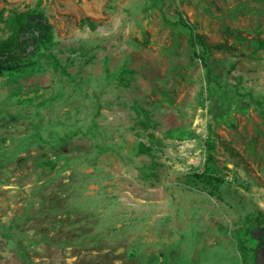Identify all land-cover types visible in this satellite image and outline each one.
Segmentation results:
<instances>
[{
	"label": "rangeland",
	"instance_id": "374dc122",
	"mask_svg": "<svg viewBox=\"0 0 264 264\" xmlns=\"http://www.w3.org/2000/svg\"><path fill=\"white\" fill-rule=\"evenodd\" d=\"M37 3L57 64L30 31L0 57L19 67L0 74V264H264V0L0 11ZM179 12L233 46L211 82Z\"/></svg>",
	"mask_w": 264,
	"mask_h": 264
},
{
	"label": "trees",
	"instance_id": "16d2710c",
	"mask_svg": "<svg viewBox=\"0 0 264 264\" xmlns=\"http://www.w3.org/2000/svg\"><path fill=\"white\" fill-rule=\"evenodd\" d=\"M90 28H94V23L85 19ZM0 22L5 25V28L9 32V36L5 39L0 40V57L5 56L6 54L13 51L19 43V32L21 31H30L32 35L36 33V36H33L34 42L36 44L35 48L39 54L46 60L51 63L57 64V59L55 56L48 50L51 45V25L47 22L46 18L43 15L42 10L37 3L36 7L31 10H26L19 12L15 9L9 11V13L3 17L2 12L0 11ZM177 24L183 27L188 33V43L192 49V54L197 58L204 67L205 79L207 82L213 81L210 75V69L206 62V57L211 54L213 50L227 51L233 49V46L228 44L227 41H222L215 44H209L205 41L202 35L195 33L192 29V26L184 20L182 13H178ZM258 48H264V38L257 41ZM18 66H11L8 63H4L0 60V74L2 72H18ZM30 72L41 71V67L38 65H29ZM210 156L206 160H210ZM214 170L204 169L202 175H197L199 178H210ZM216 171V170H215ZM262 217V215H261ZM257 239V248L264 250V226L261 227L259 233L256 237Z\"/></svg>",
	"mask_w": 264,
	"mask_h": 264
}]
</instances>
